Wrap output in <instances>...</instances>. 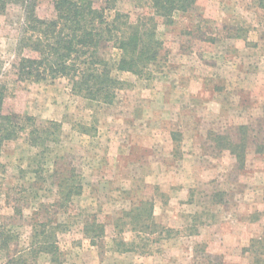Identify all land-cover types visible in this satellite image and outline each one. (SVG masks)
I'll return each mask as SVG.
<instances>
[{"label": "rangeland", "instance_id": "1", "mask_svg": "<svg viewBox=\"0 0 264 264\" xmlns=\"http://www.w3.org/2000/svg\"><path fill=\"white\" fill-rule=\"evenodd\" d=\"M258 2L196 0L176 13L158 29L161 66L151 79L120 73L124 84L111 104L72 94L66 78H7L21 9L10 5L0 15L7 104L56 131L54 141L33 145L27 125L1 149L0 225L15 239L0 249V264H253L248 246L264 224V161L254 151L264 141ZM115 9L141 12L133 0H117ZM51 12V1L40 0L38 15ZM241 126L251 143L239 168L212 133L235 139ZM61 174H73L81 189L59 206ZM143 199L153 201L159 225L149 236L131 231L124 218ZM88 220L105 229L95 243L85 237ZM51 225L50 237L33 232ZM44 238L58 247L56 263L49 253L30 252Z\"/></svg>", "mask_w": 264, "mask_h": 264}, {"label": "trees", "instance_id": "2", "mask_svg": "<svg viewBox=\"0 0 264 264\" xmlns=\"http://www.w3.org/2000/svg\"><path fill=\"white\" fill-rule=\"evenodd\" d=\"M50 1L51 15L41 17L37 13L40 0H0V15L5 14L10 5L21 9L7 78L10 74L15 80L26 82L66 78L72 94L102 104H111L123 86L120 73H131L143 79L153 77L154 69L161 66L166 56L159 26L172 24L176 13L189 12L196 3V0H133L141 12L132 16L129 11L115 9L117 0ZM257 1L264 9V0ZM262 20L264 25V12ZM2 68L0 60V153L3 145L18 138L27 125L31 144L45 145L54 141L56 131L50 132L45 125L39 127L32 116L18 115L7 104L9 86ZM50 124L59 126L55 122ZM246 128L241 126V134L237 133L235 139L228 133H212L216 146L228 150L239 168L244 165L251 143ZM254 147L264 161V141L255 142ZM3 170L0 162V171ZM57 187L59 206L71 201L81 189L73 174H61ZM262 214L264 217V208ZM124 218L137 235L149 236L159 229L154 220L152 200H140L124 213ZM53 229L51 225L47 233L36 228L33 232L50 237ZM83 229L91 243L105 234L103 224L96 220L85 221ZM12 239H15L14 234L0 225V249L8 250ZM47 243L44 238L30 252L34 256L40 252L49 253L50 260L56 263L58 247L54 242ZM119 244L122 250L128 247L121 240ZM248 250L253 255V264H264V224L260 235L250 240Z\"/></svg>", "mask_w": 264, "mask_h": 264}]
</instances>
